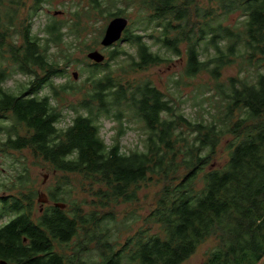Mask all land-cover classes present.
<instances>
[{"label":"trees","instance_id":"16d2710c","mask_svg":"<svg viewBox=\"0 0 264 264\" xmlns=\"http://www.w3.org/2000/svg\"><path fill=\"white\" fill-rule=\"evenodd\" d=\"M209 1L88 0L69 20L54 17L35 32V16L53 0H0V149L28 150L34 165L63 173L41 211L27 161L20 162L9 194L0 196V219L10 217L0 225V260L182 264L213 237L217 245L201 264H264V0ZM130 7L140 17L123 41L135 51L115 48L101 63L80 58L87 76L71 80L70 67L79 60L73 49L81 43V52L94 49L87 19L127 17ZM234 14L241 19L228 23ZM169 55L185 58L188 76L208 72L215 80L219 104L211 119L189 118L151 78H125ZM121 56L113 68L111 60ZM234 64L239 72L223 81ZM17 74L29 78L19 91L6 87ZM58 77L67 79L57 84ZM68 94L77 98L69 104L70 123L60 126L57 101ZM128 116L146 134L141 149L124 151L119 139L108 144L101 135L103 119L122 125ZM77 174L95 188L94 203L103 210L70 201ZM153 179L161 187L146 226L115 247L108 226L115 217L104 209L135 201L139 185ZM75 237L72 254L56 249ZM94 248L98 260L82 256Z\"/></svg>","mask_w":264,"mask_h":264},{"label":"rangeland","instance_id":"374dc122","mask_svg":"<svg viewBox=\"0 0 264 264\" xmlns=\"http://www.w3.org/2000/svg\"><path fill=\"white\" fill-rule=\"evenodd\" d=\"M206 6L210 5L211 1L201 0ZM119 5V4H118ZM89 6L88 0H53L51 4H45L42 6L38 15H36L34 21L33 29L35 32L40 31L46 22L56 17L60 20H69L72 17V12L78 8L79 10L85 9ZM56 11L59 13L55 14ZM129 11V12H128ZM127 16L129 22L132 25L133 21L135 24L132 26L134 31L136 20L140 17L138 9L130 7L127 10ZM106 16H101L98 14H93L87 19V24H89L88 32V44L94 49L97 48L106 54L108 58L109 51L115 48H121L125 46V41L121 43L118 42L119 46L112 45L105 49L101 45L102 34L109 23L110 19L105 21ZM241 17L238 14L231 15L229 20L230 24H237ZM86 39V37H84ZM95 38L97 41L95 42ZM150 43L152 40L147 39ZM153 44V43H152ZM153 49L156 50L157 47L152 45ZM82 43L78 45L77 48L73 49V54L76 60L70 67L69 75L71 80H75L72 72L77 70L79 76L86 77L85 72L87 65L80 58H85L87 55V50L81 52ZM126 50L135 51L133 46L126 45ZM162 55H165L164 49L160 50ZM170 54V53H168ZM123 56L118 59L111 60L112 67L117 69V62L122 60ZM169 61L164 62L160 65H155L145 72H129L125 74V78L137 79L141 77L151 78L154 83L161 87L167 94L172 93L175 97L176 103L183 108L185 114L192 119H211L213 113L216 112V107L219 104V97L216 95L215 80L211 77L208 72H203L197 76L190 77L185 73V58H180L176 55H169ZM92 61V60H91ZM93 62V61H92ZM239 72V67L234 64L228 67L221 78L223 81H227L230 76H235ZM124 74V73H122ZM66 77L56 78L55 83H62L66 81ZM29 78L24 75H14L7 83L6 87H11L12 90L19 91L21 85H26ZM79 80V78H78ZM180 80L178 86L175 81ZM176 85V86H175ZM48 89L43 90V93H48ZM77 96L64 95V97L58 100L59 109L63 113V120L60 126H67L72 117V110L69 109L70 102L76 101ZM122 126V133H119V128ZM101 135L108 144L114 142V140L119 139L123 150L129 151L130 149L143 147V140L145 138V132L143 131L140 123L134 120L132 117L127 118L126 121L121 125L114 119L105 118L102 120ZM227 138L224 139L223 143ZM1 146V141H0ZM225 151L224 146L219 148ZM227 152L225 151V155ZM26 160L30 168L31 174V185L38 192L36 195V207L40 209V203L38 202V196L41 192L48 193L49 187L55 185L58 179L63 173L53 171L51 167L48 166H38L33 164V157L28 150L24 152L19 150H9L8 152H3L0 149V196L9 194L7 190L8 186L16 180L19 170L21 169V161ZM73 180V193L72 200H78L81 204L84 203L85 209L90 210V208H97L103 210L96 203L95 188L89 184V181L77 174L74 176ZM29 186V185H28ZM161 184L156 181V179L148 180L143 182L138 187L137 199L130 202H117L111 204L110 207L104 209V211L110 210L113 212L115 220L108 221V226L113 239V245L115 247H120L128 238V236L134 234L140 227L146 226L145 217L149 214L151 209L154 207L156 202L157 193L160 190ZM13 188V187H11ZM67 207V206H66ZM10 217H3L0 219V225H3L8 221ZM77 238H73L68 243L59 245L56 244V249L65 254H72L73 250L76 248ZM217 245V240L213 237L204 240L196 252L191 255L187 260L182 262V264H201L208 256L211 249ZM84 258L89 256L90 258L99 259L98 252L91 249L82 255Z\"/></svg>","mask_w":264,"mask_h":264},{"label":"water","instance_id":"95a60500","mask_svg":"<svg viewBox=\"0 0 264 264\" xmlns=\"http://www.w3.org/2000/svg\"><path fill=\"white\" fill-rule=\"evenodd\" d=\"M59 13V11H56L55 14ZM129 25V18L126 16H115L112 18L108 25L106 26L105 32L102 36V39L100 40L101 45L103 47H109L113 45L115 42L119 41L122 39V36L124 34V31L127 29ZM122 39L121 41H123ZM88 59L92 60L95 63H101L104 62L106 59V54L103 53L99 49H92L87 51L86 53ZM72 75L74 79L79 78V72L77 70L72 72ZM38 202L41 203L42 205L49 203L50 199L49 196L46 192H41L39 193L38 196ZM54 205L57 207H60L62 209L66 208L67 204L63 202H54ZM41 211L43 210V207H40ZM0 264H8V262L4 259L0 260Z\"/></svg>","mask_w":264,"mask_h":264},{"label":"flooded vegetation","instance_id":"af4514ba","mask_svg":"<svg viewBox=\"0 0 264 264\" xmlns=\"http://www.w3.org/2000/svg\"><path fill=\"white\" fill-rule=\"evenodd\" d=\"M117 16H119V15H117ZM122 16H123V15H122ZM114 17H115V16H114ZM114 17H112V18H114ZM112 18H111V19H112ZM111 19H110V20H111ZM129 24H130V22H129ZM107 25H108V24H107ZM128 26H129V25H128ZM127 28H128V27H127ZM105 29H106V28H105ZM104 32H105V30H104ZM124 32H125V31H124ZM123 35H124V34H123ZM123 38H124V37L122 36V39H123ZM101 39H102V38H101ZM122 39H121V40H122ZM121 40L115 42L114 44H117L118 42L121 43V42H122ZM114 44H113V45H114ZM111 46H112V45H111ZM111 46H109V47H111ZM104 48L107 49L108 47H104ZM95 49H97V48H95ZM47 194H48V193H47ZM46 204H48V203H46ZM46 204H44V205H46ZM44 205H42V204L40 203V207H43Z\"/></svg>","mask_w":264,"mask_h":264}]
</instances>
